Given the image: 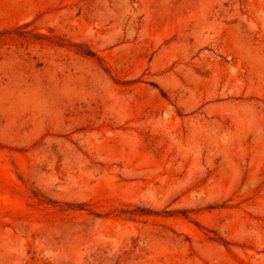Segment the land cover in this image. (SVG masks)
<instances>
[{"label": "rangeland", "instance_id": "374dc122", "mask_svg": "<svg viewBox=\"0 0 264 264\" xmlns=\"http://www.w3.org/2000/svg\"><path fill=\"white\" fill-rule=\"evenodd\" d=\"M0 264H264V0H0Z\"/></svg>", "mask_w": 264, "mask_h": 264}]
</instances>
